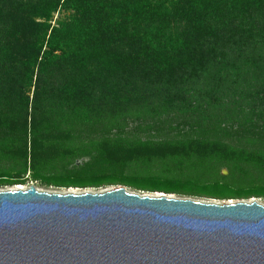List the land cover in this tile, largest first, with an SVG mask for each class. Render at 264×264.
Listing matches in <instances>:
<instances>
[{
	"label": "trees",
	"instance_id": "obj_1",
	"mask_svg": "<svg viewBox=\"0 0 264 264\" xmlns=\"http://www.w3.org/2000/svg\"><path fill=\"white\" fill-rule=\"evenodd\" d=\"M30 180L264 198V0H0V188Z\"/></svg>",
	"mask_w": 264,
	"mask_h": 264
},
{
	"label": "water",
	"instance_id": "obj_2",
	"mask_svg": "<svg viewBox=\"0 0 264 264\" xmlns=\"http://www.w3.org/2000/svg\"><path fill=\"white\" fill-rule=\"evenodd\" d=\"M0 264H264V205L0 190Z\"/></svg>",
	"mask_w": 264,
	"mask_h": 264
},
{
	"label": "rangeland",
	"instance_id": "obj_3",
	"mask_svg": "<svg viewBox=\"0 0 264 264\" xmlns=\"http://www.w3.org/2000/svg\"><path fill=\"white\" fill-rule=\"evenodd\" d=\"M67 16H68V13H66L64 11H60L59 13H57L55 15L53 24H55V22L58 19H64V18H67ZM223 171L227 172L226 175L229 174L226 169H224ZM31 186L36 187L40 191H46V192H50V193H59V194H68V193L81 194V193H84V192L99 193V192H102V191L107 190V189H111V188H114V187H119V186H106V187L102 186V187H98V188L97 187L59 188V187H56L54 185L45 187V186H41L40 182H34V181L30 180L26 185L9 186V187L0 188V190H10V189H16V188H21V189L25 190V189L30 188ZM123 187H125L129 192L138 193V194H146V195L165 194V193L146 192V191H140V190L139 191L138 190H133L132 188H130L128 186H123ZM166 195L171 196V197L186 198V197H180V196H177V195H170V194H166ZM192 199L198 200V201H202V202H214V203H219V204L228 203V202H237V201H243V202H248V203L255 201V202L259 203V204L264 205V198H251V199H248V200H235V199H232V200H217V199H211V198H192Z\"/></svg>",
	"mask_w": 264,
	"mask_h": 264
}]
</instances>
